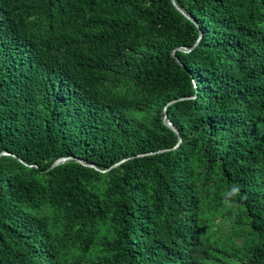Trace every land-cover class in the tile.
<instances>
[{"label": "trees", "instance_id": "trees-1", "mask_svg": "<svg viewBox=\"0 0 264 264\" xmlns=\"http://www.w3.org/2000/svg\"><path fill=\"white\" fill-rule=\"evenodd\" d=\"M175 2L0 0V264H264V0Z\"/></svg>", "mask_w": 264, "mask_h": 264}, {"label": "water", "instance_id": "water-1", "mask_svg": "<svg viewBox=\"0 0 264 264\" xmlns=\"http://www.w3.org/2000/svg\"><path fill=\"white\" fill-rule=\"evenodd\" d=\"M172 4H173V6H174V7H175V8H176V9H177L182 15H184V16L187 17V18H189L188 14H187L185 11H183L182 9H180V8L177 6L175 0H172ZM200 38H201V34H200V36H199L197 42L195 43V45L199 42ZM192 48H193V47H192ZM192 48H190V49H187V48H178L177 50H179V51H183V52H189V51H191ZM175 51H176V50L173 51V54L175 53ZM175 59H176V61L180 64V62H179V60L177 59L176 56H175ZM185 99H188V98H180V99L172 100V101H170V102L164 107V110H163V114H164V115H163V122H164V124H165L169 129H171L174 133H176L177 136H178V142H177V144H176V146H175L174 148H177V147L179 146V144H180V142H181V136H180L178 130H177V129L174 127V125L171 123V121H169V119H168V117H167V111H166V110H167V107L170 106L171 104H173V103H175V102H177V101L185 100ZM149 154H151V153L143 154V155H139V156H144V155H149ZM1 155H8V153H6V152H2ZM70 159H71V158H69V157H66V158H59V159H57L56 161H54V162L51 164V166H50L49 169H53V168L59 166L60 164L65 163L66 161H68V160H70ZM18 160H19L21 163H23L22 160H20V159H18ZM126 160H127V159H124V160H122V161H120V162L114 164L111 168L118 166L119 164H121L122 162H124V161H126ZM77 161H78L79 163H83L81 160H77ZM23 164H24V163H23ZM88 166L95 168L93 165H88ZM95 169H96V168H95ZM108 170H110V169H108ZM108 170H105V171H102V172H106V171H108Z\"/></svg>", "mask_w": 264, "mask_h": 264}, {"label": "clouds", "instance_id": "clouds-1", "mask_svg": "<svg viewBox=\"0 0 264 264\" xmlns=\"http://www.w3.org/2000/svg\"><path fill=\"white\" fill-rule=\"evenodd\" d=\"M234 191H237L238 192V188L237 189H234Z\"/></svg>", "mask_w": 264, "mask_h": 264}]
</instances>
